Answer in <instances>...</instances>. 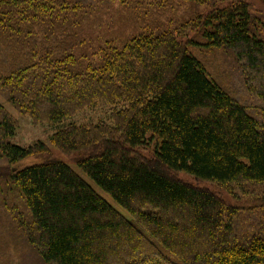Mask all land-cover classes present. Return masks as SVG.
<instances>
[{
	"label": "trees",
	"instance_id": "16d2710c",
	"mask_svg": "<svg viewBox=\"0 0 264 264\" xmlns=\"http://www.w3.org/2000/svg\"><path fill=\"white\" fill-rule=\"evenodd\" d=\"M260 15L250 0H0V93L129 216L44 142L14 144L0 103L10 231L44 264H264V232H240L241 211L264 209V124L200 58L233 66L264 113ZM181 174L259 193L229 205Z\"/></svg>",
	"mask_w": 264,
	"mask_h": 264
},
{
	"label": "rangeland",
	"instance_id": "374dc122",
	"mask_svg": "<svg viewBox=\"0 0 264 264\" xmlns=\"http://www.w3.org/2000/svg\"><path fill=\"white\" fill-rule=\"evenodd\" d=\"M253 8L258 10L264 20V0H250ZM203 62H205L209 73L220 80L229 89L232 90L234 96L239 97V100L250 109V112L254 114L261 123L264 124V113L258 112L260 109V101L255 98L251 93L243 87L236 76V69L227 63H221L223 61L221 56L207 55L206 57L200 56ZM0 103L3 104L7 111H9L16 119H18V133L15 138L12 139L14 144L20 146H30L37 142H44L51 150L53 160H60L66 162L76 172H78L103 198H105L112 206L121 211L126 217L129 218L128 214L99 186H97L91 179H89L75 164L71 157H67L62 154L51 142V136L54 128L47 124H34L31 119L21 114L13 108L6 100L4 94L0 93ZM95 114H88L85 119L93 118ZM80 120V118H78ZM83 120V118H82ZM45 159L40 157H33L27 159L21 163V166L27 167L34 164L44 163ZM1 163V162H0ZM178 178L193 184L195 186L203 187L214 191L220 195L222 199L229 205L241 204L244 201L251 200L259 192L254 190L238 191L235 194L224 190L216 185L210 183L199 182L192 177L181 174ZM253 189V187H251ZM255 200V199H253ZM252 200V201H253ZM240 202V203H237ZM243 205L242 207H244ZM5 209L0 205V264H44L41 259L38 258L35 252L28 248L25 244L23 237L17 236L12 233L10 219ZM240 232L244 231L247 235H251L257 232H264V209L260 210H243L240 214ZM15 234V235H12ZM245 235V234H244Z\"/></svg>",
	"mask_w": 264,
	"mask_h": 264
}]
</instances>
